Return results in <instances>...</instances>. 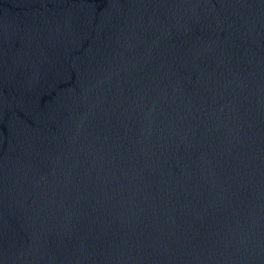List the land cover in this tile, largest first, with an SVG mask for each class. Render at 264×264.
<instances>
[{
  "label": "water",
  "instance_id": "obj_1",
  "mask_svg": "<svg viewBox=\"0 0 264 264\" xmlns=\"http://www.w3.org/2000/svg\"><path fill=\"white\" fill-rule=\"evenodd\" d=\"M0 264H264V0H0Z\"/></svg>",
  "mask_w": 264,
  "mask_h": 264
}]
</instances>
